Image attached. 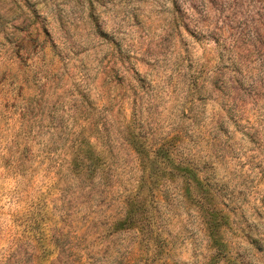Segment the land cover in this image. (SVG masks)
I'll return each instance as SVG.
<instances>
[{"label": "rangeland", "instance_id": "obj_1", "mask_svg": "<svg viewBox=\"0 0 264 264\" xmlns=\"http://www.w3.org/2000/svg\"><path fill=\"white\" fill-rule=\"evenodd\" d=\"M138 133L214 190L226 259L177 181L159 248L110 229ZM85 140L106 168L79 185ZM0 264H264V0H0Z\"/></svg>", "mask_w": 264, "mask_h": 264}, {"label": "trees", "instance_id": "obj_2", "mask_svg": "<svg viewBox=\"0 0 264 264\" xmlns=\"http://www.w3.org/2000/svg\"><path fill=\"white\" fill-rule=\"evenodd\" d=\"M129 145L136 155L139 176L131 193L125 198L124 218L114 222L111 230H134L160 247L159 233L150 226L153 213L149 206L157 198L160 186L170 182L181 184L182 198L195 205L203 218L205 231L215 258L227 257V245L222 241V230L229 226V217L215 203L217 195L191 164L177 160L166 143L152 146L144 134L130 138ZM68 174L79 185L94 183L104 178L106 162L96 145L85 140L68 159Z\"/></svg>", "mask_w": 264, "mask_h": 264}]
</instances>
